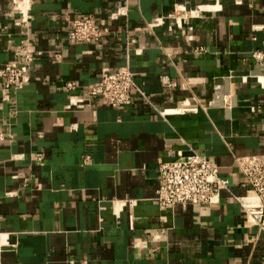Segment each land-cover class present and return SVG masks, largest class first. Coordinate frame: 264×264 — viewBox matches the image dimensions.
<instances>
[{
  "label": "crops",
  "instance_id": "crops-1",
  "mask_svg": "<svg viewBox=\"0 0 264 264\" xmlns=\"http://www.w3.org/2000/svg\"><path fill=\"white\" fill-rule=\"evenodd\" d=\"M211 1L31 0L24 27L0 0V66L21 46L33 54L29 82L0 101V128L13 137L0 142V264H262L264 233L234 199L251 194L234 158L264 155V59L250 57L264 54V0H217L220 12L180 28L167 18ZM123 4L126 18L112 19ZM83 15L107 28L98 42L67 40ZM156 18L163 24L150 28ZM124 66L147 100L132 89L131 103L114 109L88 94L102 72ZM185 100L207 109L170 113ZM188 148L228 189L211 206L160 211L158 162Z\"/></svg>",
  "mask_w": 264,
  "mask_h": 264
},
{
  "label": "built area",
  "instance_id": "built-area-1",
  "mask_svg": "<svg viewBox=\"0 0 264 264\" xmlns=\"http://www.w3.org/2000/svg\"><path fill=\"white\" fill-rule=\"evenodd\" d=\"M31 9V0H11L10 17L21 26L27 27ZM221 11V6L217 0L207 4L197 5L193 8H187L184 5H177L173 8L167 18L172 20V24L180 28L183 23L190 19L198 18L200 14H214ZM127 5L123 4L115 9L111 14L112 19L126 18ZM163 24L161 18L154 19L149 27H156ZM107 33V28L96 27L88 16H78L69 24L67 40L70 43H96ZM136 49L135 53H140ZM195 54H204L203 48H196ZM39 54V53H38ZM55 57H59L58 54ZM251 59L261 64L264 54L259 51L251 53ZM13 61L0 66V101L5 102L9 99L11 91L22 89L29 82L28 71L33 62V54L25 47L21 46L13 50ZM255 82L263 87V80L255 77ZM163 87H172L173 84L165 78L160 80ZM67 89H74L73 83H67ZM135 90L139 97L147 100L146 94L134 84V74L127 66L120 67L114 72H102L99 82L88 88L90 96L98 95L101 103L110 108H121L131 103V90ZM214 104L209 101L207 106ZM205 111L206 106H198L188 101L181 102L175 109L171 110L173 114L193 113L198 109ZM258 107L250 105L252 112ZM165 112H159L161 116ZM12 135L0 128V142L12 140ZM21 156H13L11 160H18ZM87 163V158L83 159ZM234 165L239 174V178L251 191L250 195L235 197L243 211L245 222L250 227H255L259 232L264 233V155L244 156L234 158ZM157 187L155 191V204L158 210H170L174 206L193 205V206H211L219 201L221 190H227L229 182L219 176L218 167L202 156L188 148L187 154L182 160L162 161L159 160L157 168ZM5 197L12 198L16 196L15 192H6ZM133 202H127L132 206ZM134 218L132 214L128 216V224L132 229ZM146 242L141 244L146 247ZM153 252L154 249H151ZM264 264V260L262 261Z\"/></svg>",
  "mask_w": 264,
  "mask_h": 264
}]
</instances>
